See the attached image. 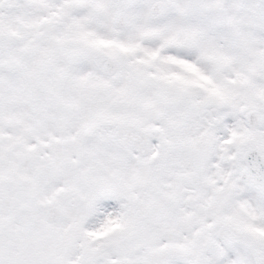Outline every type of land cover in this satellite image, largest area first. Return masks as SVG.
I'll return each mask as SVG.
<instances>
[{"label": "snow or ice", "instance_id": "6c2138e0", "mask_svg": "<svg viewBox=\"0 0 264 264\" xmlns=\"http://www.w3.org/2000/svg\"><path fill=\"white\" fill-rule=\"evenodd\" d=\"M0 264H264V0H0Z\"/></svg>", "mask_w": 264, "mask_h": 264}]
</instances>
